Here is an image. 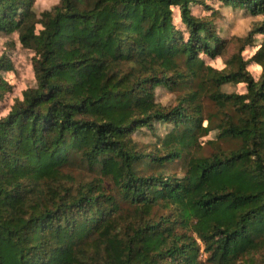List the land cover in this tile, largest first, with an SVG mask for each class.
I'll return each mask as SVG.
<instances>
[{"label": "trees", "instance_id": "obj_1", "mask_svg": "<svg viewBox=\"0 0 264 264\" xmlns=\"http://www.w3.org/2000/svg\"><path fill=\"white\" fill-rule=\"evenodd\" d=\"M220 1L264 15V0ZM34 3L0 0V32L34 50L36 77L0 117V264H264V44L255 79L239 57L235 71L205 66L225 43L192 11L205 0H59L40 15ZM11 68L1 55L0 98ZM189 77L238 104L222 130L236 148L203 153L196 92L156 101ZM229 81L247 92H222ZM161 122L162 150H140L133 134ZM78 163L99 176L77 180Z\"/></svg>", "mask_w": 264, "mask_h": 264}, {"label": "rangeland", "instance_id": "obj_2", "mask_svg": "<svg viewBox=\"0 0 264 264\" xmlns=\"http://www.w3.org/2000/svg\"><path fill=\"white\" fill-rule=\"evenodd\" d=\"M59 0H35L34 10L40 15L44 10L51 9ZM205 5L192 7L193 13L198 17L212 20L220 36L225 39L221 53L214 55L202 53L206 67L214 70L235 71L239 62H234L237 57L247 62L246 69L259 79L263 67L253 56L264 44V32H255L258 25L264 22V15H251L240 7L228 6L220 0H205ZM174 10V23L177 28L184 31V36H188L185 25L181 22L180 11L177 7ZM41 26L37 25V30ZM5 54L10 58L12 68L1 72V76L7 81L9 89L0 98V117L6 116L17 99H21L23 91L36 85V77L33 69L34 50L26 48L19 39V32H0V56ZM221 91L226 94H245L247 83L244 81H229L221 86ZM196 92L197 101L203 109V126L211 124L207 133L201 131L198 136L203 153L209 155L217 148L230 149L238 146L233 139L225 138L222 135L223 127L229 119H237L239 106L233 100H222L220 102L213 99L203 87V82L199 78L189 77L185 85L177 88L159 86L155 90L156 101L163 106H175L179 100L189 93ZM173 129L172 123H155L154 129L142 128L133 134V139L140 150L146 152H160L162 140ZM77 180H91L99 176L98 172L90 170L86 163H78L70 170ZM173 172L182 174L180 164L173 165ZM111 187L110 180L105 181ZM204 258L205 255L201 254ZM245 264V263H243Z\"/></svg>", "mask_w": 264, "mask_h": 264}]
</instances>
